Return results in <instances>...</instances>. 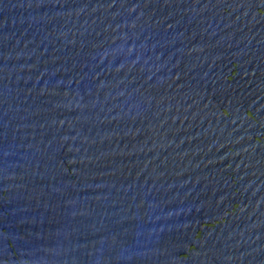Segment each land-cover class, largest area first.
Listing matches in <instances>:
<instances>
[{
  "label": "water",
  "instance_id": "water-1",
  "mask_svg": "<svg viewBox=\"0 0 264 264\" xmlns=\"http://www.w3.org/2000/svg\"><path fill=\"white\" fill-rule=\"evenodd\" d=\"M0 264H264V0H0Z\"/></svg>",
  "mask_w": 264,
  "mask_h": 264
}]
</instances>
